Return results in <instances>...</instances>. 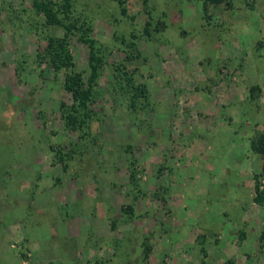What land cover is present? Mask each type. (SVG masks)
Here are the masks:
<instances>
[{
    "label": "rangeland",
    "instance_id": "374dc122",
    "mask_svg": "<svg viewBox=\"0 0 264 264\" xmlns=\"http://www.w3.org/2000/svg\"><path fill=\"white\" fill-rule=\"evenodd\" d=\"M70 3L74 70L78 35L103 59L88 128L66 126L69 70L42 59L62 29L0 0V264H264V0Z\"/></svg>",
    "mask_w": 264,
    "mask_h": 264
},
{
    "label": "trees",
    "instance_id": "16d2710c",
    "mask_svg": "<svg viewBox=\"0 0 264 264\" xmlns=\"http://www.w3.org/2000/svg\"><path fill=\"white\" fill-rule=\"evenodd\" d=\"M115 1L121 6L120 11L124 14V0ZM141 1L145 3L146 0ZM70 2L71 0H61L59 3L53 0H31L32 7L43 16L46 25L58 26L62 29V34L60 36L46 35V43L41 55L42 59H44L55 71L61 69L69 70L64 74L62 83L63 89L69 93L72 100V105L70 107L71 111L67 114L63 113L66 119V126L74 128L81 124H85V127L88 128L91 113L87 107V101L92 95L93 86L96 84V79L99 75L98 69L102 65L103 59L98 53L92 38L84 34L78 35V40L84 42L88 47V77L84 80L81 73L74 70V63L68 47L69 36L75 29L69 15ZM220 3L229 5V0H202L204 10H206V6L208 5H217ZM132 56L133 58L137 57V55H131L130 58H132ZM121 66L122 67H115L114 70L116 74L124 80L121 86L126 88L130 93L131 104L134 105L140 98H146V88L142 82L135 79V68L126 71L125 66ZM255 88L256 87L251 88V92ZM61 106L63 107L64 104L62 103ZM250 148L260 156L262 160L261 168L264 172V129L258 132L252 139ZM74 150L75 149L72 147L66 152H62L61 150L58 151V149L55 150L58 155L57 160L62 163V168H65L67 164L64 163L65 160H71L73 158ZM131 176H133V173ZM47 264L52 263L48 262Z\"/></svg>",
    "mask_w": 264,
    "mask_h": 264
},
{
    "label": "crops",
    "instance_id": "0c3cea01",
    "mask_svg": "<svg viewBox=\"0 0 264 264\" xmlns=\"http://www.w3.org/2000/svg\"><path fill=\"white\" fill-rule=\"evenodd\" d=\"M48 262H51V263H52V261H47V263H48Z\"/></svg>",
    "mask_w": 264,
    "mask_h": 264
}]
</instances>
